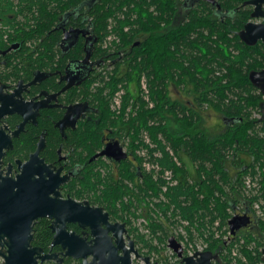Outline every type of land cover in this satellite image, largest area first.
<instances>
[{
  "label": "trees",
  "instance_id": "16d2710c",
  "mask_svg": "<svg viewBox=\"0 0 264 264\" xmlns=\"http://www.w3.org/2000/svg\"><path fill=\"white\" fill-rule=\"evenodd\" d=\"M64 1L36 0L33 4L25 0L27 14L35 15L39 24L34 25L36 37L54 27L58 10L66 4ZM216 1L220 10L227 12V17L220 18L215 15L219 12L216 7L202 2L176 27L170 25L174 16L172 0H122L119 5L115 1L90 15L94 34L109 44L111 51L104 52L113 51V58L120 52L126 54L125 67L124 61L117 63L113 71L101 79L95 100L101 107L106 105L105 110L109 111L119 86L124 89L120 114L116 117L126 120L128 147L138 157L141 176L134 169L125 170L126 174L130 172L126 178L132 188L122 179L123 184L118 185L100 171L97 174L91 171L85 181L102 183L106 201L119 202L124 214L139 215L146 208L149 214L160 212L165 217L162 222L151 221L149 238L136 235L149 254L162 252L153 242L165 245L172 236L167 222L186 221L188 239L192 241L191 230L198 232L205 240L204 250L220 253L222 264H232L231 250L240 239L244 243H238L239 252L246 263L240 260L238 263L260 264L264 250L263 222H256L258 234L246 232L228 238L230 243L221 237L215 238V232L210 230L217 221L219 228L225 226L236 209L252 215L251 204L258 197L264 201V95L248 79L250 71L264 68V46L247 47L235 33L249 19L250 10L244 5L249 0ZM50 4L52 11L47 14ZM33 5L35 11H32ZM124 6L130 12L124 11ZM152 6L154 10L150 11ZM48 15L50 25H46ZM31 34L21 29L16 36ZM136 42L138 45L134 46ZM51 45L53 52L54 40ZM142 77L148 87V102L140 96ZM170 86L190 96L192 103L188 106L187 102L172 100ZM128 106L132 112L126 119ZM208 110L215 111L227 122L225 130L213 138L198 127L202 114ZM253 111L260 117L252 118ZM113 115L111 112V117ZM170 120L178 125L175 130ZM84 133L79 134L76 142L84 141ZM145 135L149 144L145 142ZM98 141L99 137L85 140L83 151L99 147ZM143 150L147 159L161 167L158 176L143 169L145 158L139 155ZM155 152L160 153L159 158L153 156ZM99 166L105 165L99 163ZM191 169L194 176L190 175ZM231 169L234 175L230 174ZM163 170L171 171L177 180V184L165 192H162ZM245 176H259V196H245ZM251 245L254 247L249 249Z\"/></svg>",
  "mask_w": 264,
  "mask_h": 264
},
{
  "label": "flooded vegetation",
  "instance_id": "af4514ba",
  "mask_svg": "<svg viewBox=\"0 0 264 264\" xmlns=\"http://www.w3.org/2000/svg\"><path fill=\"white\" fill-rule=\"evenodd\" d=\"M115 1L119 5L122 0H65V6L57 12L54 27L36 37L34 25L39 24L35 15L27 14L25 0H0V145L9 142V147L6 144L1 149L0 176L9 169L10 176L15 177L22 165L32 158L31 163L46 174V179L62 180L57 192L65 205L80 204L81 212L83 208L87 211L83 213L86 221L71 220L68 214L59 219L45 216L33 221L30 239H26L27 244L21 248L34 251L35 264H148L147 257L150 264H179L181 261L177 257L168 262L162 253L149 254L136 238L137 234L141 235L133 225L136 215L124 214L119 202L108 203L103 196L102 183L85 181L91 171L96 174L100 171L118 185L123 184L122 179L132 188L126 178L130 172L126 174L125 170L134 169L141 176L138 157L128 147L126 120L116 117L120 114L124 89L119 86L115 95L120 93V104L114 105V95L109 111L105 110L106 105L101 107L95 100L101 79L111 73L117 63H123L126 54L120 52L113 58V51L104 52L111 51L109 44L94 34L90 15ZM202 2L206 1L172 0L174 16L170 25L183 23L189 12ZM245 3L250 13L244 25L256 20L251 18L253 7ZM32 8L35 11L34 5ZM122 8L130 12L127 6ZM149 10L153 11L154 7ZM51 11L50 4L47 14ZM216 11L219 12L215 15L220 18L228 15L217 7ZM256 23H264V20ZM46 25H50L49 15ZM244 25L235 32L237 37ZM21 29L30 31L31 36H16ZM260 44L263 45L261 41L256 43ZM137 45L136 42L134 46ZM140 96L143 98L142 89ZM131 110L128 106L126 119ZM81 132H85L84 141L99 137V147L83 151L84 141L75 140ZM115 144L125 155L124 159L116 161L98 156ZM139 155L142 157L141 151ZM99 163L105 166L100 167ZM234 172L231 169L230 174ZM127 201L125 197L124 202ZM239 212L236 209L235 216H240ZM140 214L145 216V209ZM249 216L248 225L240 230H247L257 222L251 214ZM1 243L0 251L5 254L7 247L3 240ZM71 250L90 254L75 258L67 255ZM216 254L219 257L213 264H222L220 253Z\"/></svg>",
  "mask_w": 264,
  "mask_h": 264
},
{
  "label": "water",
  "instance_id": "95a60500",
  "mask_svg": "<svg viewBox=\"0 0 264 264\" xmlns=\"http://www.w3.org/2000/svg\"><path fill=\"white\" fill-rule=\"evenodd\" d=\"M203 1L220 8L216 0ZM245 4L253 7L251 18L264 20V0H249ZM238 37L247 47H254L258 41L264 45V23H246L238 32ZM248 79L251 85L264 95V69L250 71ZM6 144L9 147L8 141L0 145V157L1 149L6 147ZM98 156H106L116 161L125 158V155L116 148V144L108 146ZM31 161L34 160L31 158L29 162L23 164L22 170L15 177L10 176L9 169L4 176H0V245L3 244L1 243L3 240L7 247L5 254L0 251V258L3 259L1 264H35L34 251L21 248L30 239L29 233L34 220L45 216L59 219L68 214L72 217L71 220L86 221L83 215L84 212L87 213L86 208L81 212L80 204L72 203L67 206L59 199L57 188L62 180L46 179V174L36 169ZM45 170L48 171V168ZM249 221V214L232 216L228 221L230 235L236 236ZM168 247L181 258L179 264H213L219 257L210 251L195 252L191 256L182 257V248L174 237L168 239ZM87 254L90 253L79 254L73 250L67 252V255L75 258H84ZM145 261L150 264L149 257L145 258ZM262 263L264 264V250Z\"/></svg>",
  "mask_w": 264,
  "mask_h": 264
},
{
  "label": "rangeland",
  "instance_id": "374dc122",
  "mask_svg": "<svg viewBox=\"0 0 264 264\" xmlns=\"http://www.w3.org/2000/svg\"><path fill=\"white\" fill-rule=\"evenodd\" d=\"M255 22H262V19H256ZM179 23V22H178ZM176 25H171V27H176L178 26L177 23H175ZM173 86H170V88H172ZM173 92V91H172ZM174 93V92H173ZM183 103H186L183 102ZM252 118H258L260 117V114L257 112V111H253L252 112ZM221 128L220 127H215V129L213 130V132H208L207 130V133L208 135L210 136H213L214 134H216ZM222 131H224L223 129H221L218 133H221ZM247 177L245 180H243V192L245 194V196L247 197H254V196H259L260 195V185H259V181H260V178L259 176H255V177H251V176H245ZM251 179V182H249V184H247V181H250ZM256 206H258V209L256 208ZM251 209H252V216L253 218L256 220V221H260V222H263L264 223V201L262 200V198L258 197L257 200H255L252 204H251ZM239 211V210H238ZM241 212H239V215H240ZM232 216H235V214H232ZM240 216H244V213H241ZM231 219V218H230ZM229 219V220H230ZM228 220V221H229ZM228 221H227V224L225 226H222V228H219V221H217L213 227H210L211 231H214V237L215 238H222L223 241H225L226 243H230V241H228V233H229V229H228ZM174 224V223H173ZM173 224H170L167 222V230L168 232L170 233L171 231V227L173 226ZM179 225L178 224H174V227L173 229H176L178 230V227ZM184 233L186 232V234L188 235V231L186 229H183ZM192 233H190L192 235V241H190L188 239V236L187 238H185V244L186 245H191L195 248H201V247H204L206 244H205V240L202 239L199 235H198V232L194 231V230H191ZM206 233H207V230H205ZM246 232H253L255 234H258V229H257V223H255L254 225H252L250 228H248L247 230H240L236 236H241L243 235L244 233ZM179 239L180 240H184V238L182 236H179ZM240 245H243L244 243V240L243 239H240L239 242H238ZM237 242L234 243V248H232L231 250V262L232 264H239L238 263V260H240L242 263H246V259L245 257L239 252V244ZM154 245L158 246L160 249H162L163 253L162 255L167 258V257H170V252H168L167 250H164V246L162 245H158L156 242H153ZM252 247H254V245H251L249 247V249H252ZM154 255H157L154 253ZM260 264H263L262 263V260H261V263Z\"/></svg>",
  "mask_w": 264,
  "mask_h": 264
},
{
  "label": "built area",
  "instance_id": "2783aa9c",
  "mask_svg": "<svg viewBox=\"0 0 264 264\" xmlns=\"http://www.w3.org/2000/svg\"><path fill=\"white\" fill-rule=\"evenodd\" d=\"M142 91H143V97L145 99H147V89H146V85L144 83V81L142 82ZM120 104V93H117L114 97V105L116 107H118ZM150 106H152V104H150ZM145 142L147 144L150 143L149 139L147 138V136L145 135ZM150 147H153L152 145ZM169 154L171 156H173V153L171 150H169L167 148ZM141 154H142V157H144V161H143V168L145 169L146 172H153V175L156 177V175L158 176L159 172L161 171V167L155 163V162H151L149 159H147V156H146V151L143 150L141 151ZM154 157H160V153L159 152H155L153 154ZM175 159V158H174ZM176 163H177V160L175 159ZM161 177L165 180V185L162 187V192H165L167 190L168 187H172V186H175L177 184V180L173 177V174L171 171L169 170H163V173L161 174ZM247 177H245L246 179ZM244 179V180H245ZM249 182H251V179L250 181H247V184H249ZM162 196V195H161ZM164 201V200H163ZM154 202H157L156 200H154ZM256 208L258 209V206H256ZM146 209V208H145ZM145 216H142L141 214L139 215H136V218L133 219V225L134 227H136L138 229V232L145 236L146 238H149L150 236V233H151V230H150V223L152 220L154 221H159V222H162L165 220V217L159 212L157 215L156 214H149V211H145ZM175 220V218L173 219V221ZM179 228L178 230L176 229H173L174 225L170 228L171 231H170V234L172 235L171 237H174L177 242L180 244L181 248H182V256L183 257H187V256H191L193 255V253L195 252H202L204 251L206 245L204 247H201V248H195L191 245H186L185 244V238H187V234L186 232L184 233L183 229H185V227L188 225V222L186 221H181L179 224H178ZM228 229H229V225H228ZM179 236H182L184 238V240H180L179 239ZM232 236L230 235V231L228 233V238H231ZM229 241V240H228ZM164 246V250H167L168 252H170V257H167L165 259L168 260V262H173L175 261L177 258L176 254L168 247V240H166V243L165 245H162ZM163 253V251L161 252Z\"/></svg>",
  "mask_w": 264,
  "mask_h": 264
},
{
  "label": "crops",
  "instance_id": "0c3cea01",
  "mask_svg": "<svg viewBox=\"0 0 264 264\" xmlns=\"http://www.w3.org/2000/svg\"><path fill=\"white\" fill-rule=\"evenodd\" d=\"M169 95H170L171 99L174 101H177L180 103L186 101L188 106L192 103V99L190 96H188V95H186L180 91H177L173 87L169 89ZM170 123H171L174 130L178 127V125L176 124V122L174 120L173 121L170 120ZM226 125H227V122L222 116H220L218 113H216L213 110H208L202 114V119L200 120L198 127L206 135H208L207 131L213 132V130L217 126L220 127L221 129L225 130ZM218 132L216 134H214L213 136H210V135H208V136L213 138V137H216L217 135L221 134L223 131L221 133H218ZM190 175L194 176V171L192 169L190 170Z\"/></svg>",
  "mask_w": 264,
  "mask_h": 264
},
{
  "label": "bare ground",
  "instance_id": "6f19581e",
  "mask_svg": "<svg viewBox=\"0 0 264 264\" xmlns=\"http://www.w3.org/2000/svg\"><path fill=\"white\" fill-rule=\"evenodd\" d=\"M143 81H144V83H145V85H146V89H147V99H145V98H144V99L148 102V101H149V100H148V87H147L146 79H145L144 77H142L141 82H140V83H141V88H142V82H143Z\"/></svg>",
  "mask_w": 264,
  "mask_h": 264
}]
</instances>
